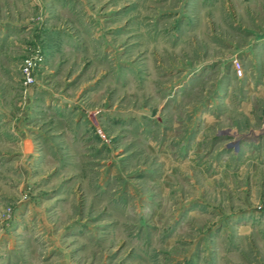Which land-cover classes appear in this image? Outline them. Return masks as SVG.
Wrapping results in <instances>:
<instances>
[{"label": "rangeland", "instance_id": "374dc122", "mask_svg": "<svg viewBox=\"0 0 264 264\" xmlns=\"http://www.w3.org/2000/svg\"><path fill=\"white\" fill-rule=\"evenodd\" d=\"M263 76L264 0H0V264H264Z\"/></svg>", "mask_w": 264, "mask_h": 264}, {"label": "crops", "instance_id": "0c3cea01", "mask_svg": "<svg viewBox=\"0 0 264 264\" xmlns=\"http://www.w3.org/2000/svg\"><path fill=\"white\" fill-rule=\"evenodd\" d=\"M262 78H263L262 82L264 83V76ZM253 95L259 98H264V85L262 86V89L255 90L253 92ZM238 111L242 112V114L248 117V123L244 125L245 127L242 125L239 126L238 124L234 125V129H236V131L234 130L233 134L236 140L234 142L232 149L227 153L218 154V155H246V156H249L248 158L250 160V169L247 170V174L249 172L248 178L250 181V185L252 184L251 186H253V180L256 177L254 173L252 172V168H254V166L256 165V162L260 161L261 158L264 157V124L260 125V119H259V117H261L263 114H262V110L259 111L258 109H255V108L253 109L252 103L249 101H247L245 105L241 104V106L238 108ZM220 123H221L220 120H215L209 124L210 125L217 124L218 125L217 134L222 135L226 132L227 127L220 125ZM221 126L222 128H220ZM228 128L230 129V127ZM250 130L251 132H249ZM196 138H197V135H196ZM214 152L215 151H213L210 155H214L215 154ZM259 164L260 163H258V167L261 166ZM241 170L242 168H240V171ZM234 172H235V175L238 174V170H235ZM252 188H251V197L254 198L252 196V191L254 192ZM251 197L249 199L253 200L251 199ZM257 201H259V199ZM253 202L250 203V201H248L247 198L244 197L241 200V206H243L244 208L253 210V208L257 204ZM260 204L262 205L261 207L262 211L260 212L259 218L254 220V224L251 223L252 220L245 221V223L241 222L242 225L240 226V228H243L244 230H250V231L255 229L256 232L260 234L259 239L264 244V201L263 202L260 201ZM254 213H256V210L251 212L249 216L253 217Z\"/></svg>", "mask_w": 264, "mask_h": 264}, {"label": "built area", "instance_id": "2783aa9c", "mask_svg": "<svg viewBox=\"0 0 264 264\" xmlns=\"http://www.w3.org/2000/svg\"><path fill=\"white\" fill-rule=\"evenodd\" d=\"M232 67H233V70H234V72L236 73L237 76H241L242 75L243 69H242V65H241V62H240L239 59L234 58L232 60ZM28 78L29 77H27V79Z\"/></svg>", "mask_w": 264, "mask_h": 264}]
</instances>
